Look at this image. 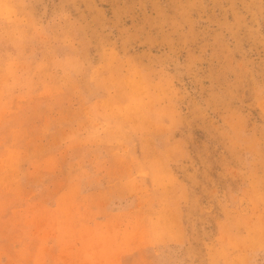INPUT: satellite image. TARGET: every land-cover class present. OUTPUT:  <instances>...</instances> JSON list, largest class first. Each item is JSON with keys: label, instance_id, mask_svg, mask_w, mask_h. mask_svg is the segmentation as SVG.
Masks as SVG:
<instances>
[{"label": "rangeland", "instance_id": "374dc122", "mask_svg": "<svg viewBox=\"0 0 264 264\" xmlns=\"http://www.w3.org/2000/svg\"><path fill=\"white\" fill-rule=\"evenodd\" d=\"M0 264H264V0H0Z\"/></svg>", "mask_w": 264, "mask_h": 264}]
</instances>
